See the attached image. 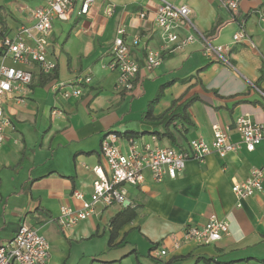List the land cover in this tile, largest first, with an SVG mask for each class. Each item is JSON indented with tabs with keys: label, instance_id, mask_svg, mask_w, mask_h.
Wrapping results in <instances>:
<instances>
[{
	"label": "crops",
	"instance_id": "0c3cea01",
	"mask_svg": "<svg viewBox=\"0 0 264 264\" xmlns=\"http://www.w3.org/2000/svg\"><path fill=\"white\" fill-rule=\"evenodd\" d=\"M47 1L0 0V63L10 64L1 53L2 37L13 35L29 11ZM165 1L187 6L198 32L228 46L223 57L231 67L207 59L196 42L163 53L157 68L145 69V49H158L162 43L154 24L159 0H95L86 16L54 20L46 52L55 71L44 75L36 65L29 66L31 84L10 94L4 104L12 129L6 130L0 146V244L25 223L47 239L48 264H264V182L262 192L241 200L240 207L231 191L234 182L264 165V141L253 152L241 147L224 158L210 154L202 163L190 159L175 179L161 183L146 173L140 187L125 186V207H97L94 216L70 229L56 223L61 206L79 209L74 192L90 199L97 180L93 167L108 176L100 152L107 133L119 137L123 153L127 139L139 147L186 150L194 139L210 143L214 124L238 142L234 121L240 115L264 125V26L256 15L264 0H241L234 15L216 0ZM109 6L111 15L106 14ZM119 26L125 29L126 42L136 36L140 40L131 48L138 72L125 92L115 90L118 74L101 67L109 61ZM241 30L247 39L233 43ZM79 76L91 77L80 97L64 99L52 92L54 83H72ZM159 92L153 119H145L149 102ZM191 98L197 100L186 110L188 123L176 120L166 127L170 112L180 113ZM166 131L171 139L161 136ZM126 208L135 212L134 219L113 229L111 220ZM212 216L228 223V235L208 245L183 240L186 227H201ZM153 248L166 255L155 260Z\"/></svg>",
	"mask_w": 264,
	"mask_h": 264
},
{
	"label": "built area",
	"instance_id": "2783aa9c",
	"mask_svg": "<svg viewBox=\"0 0 264 264\" xmlns=\"http://www.w3.org/2000/svg\"><path fill=\"white\" fill-rule=\"evenodd\" d=\"M216 1L222 9L234 15L241 0ZM94 2L95 0H48L44 6L31 9L26 23L21 24L13 35L3 36L1 53L3 59H8L10 64L0 63V146L6 141V130L12 129L11 120L4 111L5 100L10 94L17 93L31 84L32 73L29 66L36 65L44 75H52L56 69L55 62L47 58L46 52L54 20L68 21L73 14L75 17L86 16ZM76 3L79 5L78 9L73 11ZM112 12L113 8L109 6L106 14L111 15ZM190 15L191 10L185 5H173L159 0L154 24L161 33L162 43L158 49H145V69L157 68L161 64L163 53L179 52L196 42L201 43L202 53L207 59L231 67L227 58L223 57L229 47L216 45L198 32ZM256 15L264 26V6L256 11ZM138 17L143 19L145 13L140 12ZM183 31H186V34L181 35ZM124 36L125 29L119 26L115 32L109 61L101 66L118 74L115 84L117 92L132 89L139 68L131 53L132 47L139 46V37L126 42ZM245 39L246 34L241 30L233 35L232 42L238 43ZM90 81V76H79L72 83L56 82L51 85V90L60 92L64 99L78 98L83 92V85L89 84ZM17 102L23 101L17 99ZM57 113L52 111L53 115ZM234 129L239 136L238 142H231L229 131L214 124L210 143L194 139L189 141L188 149L177 150L150 145L139 147L133 139H127L126 153L118 147L119 137L116 134H105L100 143V152L105 160L108 176H105L100 167H93L92 172L97 180L93 183L90 199L85 201L81 193L74 192L73 199L79 202V209L61 206L56 218L57 225L64 230L70 229L94 216L97 207H125V186L140 187L144 183L146 173L155 183H161L166 179H175L190 159L202 163L210 154L224 158L230 153L240 151L241 147L247 152H253L264 141V125L251 122L247 115H240L235 119ZM263 182L264 165L253 169L244 181L234 182L231 191L237 199L236 206L240 207L241 200L261 193ZM228 233V223L212 216L201 227H186L183 240L208 245L221 240ZM150 254L155 260H160L166 255V251L153 248ZM50 257L51 249L47 239L25 223L19 225L13 238L0 244V264H48Z\"/></svg>",
	"mask_w": 264,
	"mask_h": 264
},
{
	"label": "trees",
	"instance_id": "16d2710c",
	"mask_svg": "<svg viewBox=\"0 0 264 264\" xmlns=\"http://www.w3.org/2000/svg\"><path fill=\"white\" fill-rule=\"evenodd\" d=\"M2 39H3V37H2ZM2 39H1V41H2ZM160 97H161V93L159 92V94L152 101L149 102V104L147 106V110L143 114V117L145 119H153V117L151 116L152 107L154 106V104H156V102H158ZM195 100H197V98H191L186 103H184V105L181 107L180 113L175 114L171 111L170 115H169V120L166 124V127H168L170 124H172L176 120H180L182 122L188 123L187 116H186V110L189 108V106ZM159 136L160 135H157V137H159ZM161 136L162 137L166 136L170 139L172 138V135L170 133H168L167 131ZM134 217H135V212L132 209L126 208L121 213H118L115 217H113V219L110 222V225L113 227V229L116 230V228H119V227L123 226L124 224L131 222L134 219ZM112 232L114 234V230ZM220 264H233V263L230 262V263H220Z\"/></svg>",
	"mask_w": 264,
	"mask_h": 264
}]
</instances>
